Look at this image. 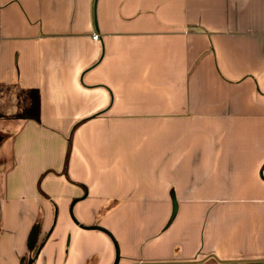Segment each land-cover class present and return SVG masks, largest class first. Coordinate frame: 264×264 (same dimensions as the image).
Listing matches in <instances>:
<instances>
[{
  "label": "crops",
  "instance_id": "crops-1",
  "mask_svg": "<svg viewBox=\"0 0 264 264\" xmlns=\"http://www.w3.org/2000/svg\"><path fill=\"white\" fill-rule=\"evenodd\" d=\"M0 264H264V0H0Z\"/></svg>",
  "mask_w": 264,
  "mask_h": 264
},
{
  "label": "water",
  "instance_id": "water-1",
  "mask_svg": "<svg viewBox=\"0 0 264 264\" xmlns=\"http://www.w3.org/2000/svg\"><path fill=\"white\" fill-rule=\"evenodd\" d=\"M175 209H176V206H175V203L173 204V208H172V216L173 214L175 213ZM36 231L35 230H32L31 234H30V239H29V243H31L33 245L34 243V239H35V233Z\"/></svg>",
  "mask_w": 264,
  "mask_h": 264
},
{
  "label": "trees",
  "instance_id": "trees-1",
  "mask_svg": "<svg viewBox=\"0 0 264 264\" xmlns=\"http://www.w3.org/2000/svg\"><path fill=\"white\" fill-rule=\"evenodd\" d=\"M37 248H38V245H37V246H35V248H34V252L37 250Z\"/></svg>",
  "mask_w": 264,
  "mask_h": 264
},
{
  "label": "built area",
  "instance_id": "built-area-1",
  "mask_svg": "<svg viewBox=\"0 0 264 264\" xmlns=\"http://www.w3.org/2000/svg\"><path fill=\"white\" fill-rule=\"evenodd\" d=\"M94 37H97V35H94Z\"/></svg>",
  "mask_w": 264,
  "mask_h": 264
}]
</instances>
